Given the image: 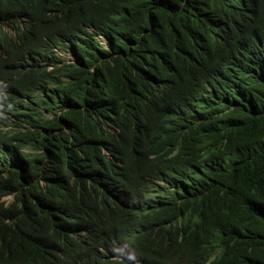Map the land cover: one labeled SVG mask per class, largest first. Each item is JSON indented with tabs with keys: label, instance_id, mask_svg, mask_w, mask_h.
<instances>
[{
	"label": "trees",
	"instance_id": "obj_1",
	"mask_svg": "<svg viewBox=\"0 0 264 264\" xmlns=\"http://www.w3.org/2000/svg\"><path fill=\"white\" fill-rule=\"evenodd\" d=\"M69 1L74 2L66 24L82 23L93 32L79 27L87 36L79 66L51 74L55 86L50 103L43 102V107L52 116L25 123L12 136L11 141H21L40 154L22 153L12 146L20 163L14 165L10 157L9 167L0 168V196L14 193L6 205L0 203V261L7 264L23 263L21 248L34 264H52L47 228L54 223L57 238L80 208L91 209L96 223H112L116 210L103 193L94 197L92 189L111 164L102 149L117 153L128 149L132 141L154 152L161 122L138 129L155 114L160 95L169 103H181L185 85L196 81L187 75L198 56L212 53L237 31L230 17L233 0ZM249 4L253 21L247 37L264 40V0H249ZM95 34L104 38L105 47L92 41ZM245 56L236 60L232 85L227 89L214 85L223 102L217 110L204 101L196 102L205 115L201 135L211 149L230 157L234 172H227V177L234 183L214 200L206 194L198 197L208 173L204 158L190 149L170 164L175 190L164 196L176 216L187 208H199L194 210L195 224L204 230L195 235V226L186 232L194 235L189 238L194 237L199 257L217 254L211 264H264V79ZM62 77L67 80L62 82ZM149 94L155 101L146 106L141 100ZM108 98L118 105L116 111ZM54 105L60 112L54 111ZM243 124L258 131L260 137L254 142L258 151L242 130ZM148 185L155 187L151 181ZM191 214L183 218L189 221ZM173 219L166 208L150 220L162 228L156 244L144 247L152 264H157L153 254L167 232L164 224ZM234 237L248 241L235 249L229 243Z\"/></svg>",
	"mask_w": 264,
	"mask_h": 264
},
{
	"label": "clouds",
	"instance_id": "obj_2",
	"mask_svg": "<svg viewBox=\"0 0 264 264\" xmlns=\"http://www.w3.org/2000/svg\"><path fill=\"white\" fill-rule=\"evenodd\" d=\"M73 2L0 0V168L3 170L9 167L10 157L14 158V165L20 163L19 153L13 152L12 146H17L22 153L40 154L39 150L28 149L21 141H11L12 136L22 131L25 123L52 116L43 107V102L50 103L55 86L51 74L79 66L80 50L87 41L79 27L85 32H93V28L82 23L80 26L66 24ZM231 9L236 35L217 44L212 53H201L187 75L196 81L185 85L182 102L169 103L161 94L155 114L138 129L155 120L161 122L154 137L155 151L147 152L132 141L128 149L117 153L110 154L102 149L111 164L107 175L98 179L92 189L94 197L103 193L108 205L116 210L112 214V223H96L93 211L84 207L73 213L72 224L58 232L57 238V231L52 230L54 223L49 224L52 226L47 228V237L52 244V264H152L144 247L148 243L156 244L162 228L150 220L166 208L174 219L164 224L167 232L153 254L157 264H211L210 260L217 256L213 253L209 259L199 257L192 244L194 237L189 238L194 235L186 232L195 226V235L204 230L195 224L198 219L195 211L199 208H187L176 216L164 196L175 190L171 183L175 171L170 164L185 157L190 149L204 158L203 168H207L208 173L203 193L198 197L206 194L214 200L234 183L227 177V172H234L233 165L228 162L230 157L211 149L201 135L205 115L196 105V102L204 101L215 110L221 106L223 102L214 85L219 83L227 89L233 84L236 79L233 69L237 58L242 56L246 55L244 60H253L255 73L264 79V40L247 37L253 21L249 0H233ZM92 41L105 47V40L99 34L92 35ZM66 80V77L61 78L62 82ZM141 101L148 106L155 98L149 94ZM108 105L114 106V111L118 109L111 98H108ZM53 107L54 111L60 112L56 105ZM241 128L248 133L253 149L258 151L254 146L260 137L258 131L248 124ZM148 181L155 187L148 185ZM13 194L0 196V203L6 205ZM190 214L186 221L183 217ZM247 241V238L234 237L229 243L239 249ZM21 250L24 254L22 264H34L25 249ZM0 264L7 263L0 261Z\"/></svg>",
	"mask_w": 264,
	"mask_h": 264
},
{
	"label": "bare ground",
	"instance_id": "obj_3",
	"mask_svg": "<svg viewBox=\"0 0 264 264\" xmlns=\"http://www.w3.org/2000/svg\"><path fill=\"white\" fill-rule=\"evenodd\" d=\"M34 218V217H33ZM23 240V239H22ZM41 249V248H40ZM30 256V255H29Z\"/></svg>",
	"mask_w": 264,
	"mask_h": 264
},
{
	"label": "rangeland",
	"instance_id": "obj_4",
	"mask_svg": "<svg viewBox=\"0 0 264 264\" xmlns=\"http://www.w3.org/2000/svg\"><path fill=\"white\" fill-rule=\"evenodd\" d=\"M9 197H7L6 199H8Z\"/></svg>",
	"mask_w": 264,
	"mask_h": 264
}]
</instances>
